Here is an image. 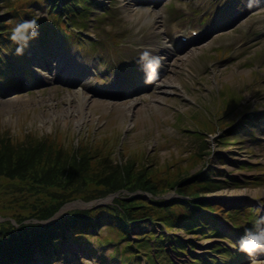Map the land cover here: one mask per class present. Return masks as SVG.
Masks as SVG:
<instances>
[{
	"label": "rangeland",
	"instance_id": "1",
	"mask_svg": "<svg viewBox=\"0 0 264 264\" xmlns=\"http://www.w3.org/2000/svg\"><path fill=\"white\" fill-rule=\"evenodd\" d=\"M96 1L103 7L85 19L83 30L74 29L80 31L78 43L54 29L41 42L34 39L25 45L27 56L0 72V136L4 135L1 127L12 128L16 138L32 131L41 139L58 130L64 131L61 136L66 140L72 138L78 144L81 136H91L93 141L111 131L127 150L122 154L117 150L115 162L124 164L120 160L124 153L141 150L161 162L176 160L183 167H192L193 173L202 163L194 164L197 148L184 132L194 131L189 118L197 110L203 111L205 116L197 128L210 133V128L202 127L210 122L219 129L216 116L209 111L216 95L229 88L231 94L242 97L241 109L248 111L216 136L208 134L205 141L212 154H218L217 142L230 143L220 149L225 162L219 163L211 155L210 164L247 184H230L206 199L228 211L239 209L240 220L226 222L221 213L213 211L214 234L208 233L212 239L178 230L175 236L182 241L184 253L174 255L169 241L162 250L154 246L140 249L139 260L132 258L127 264H150V260L156 264H264V256L250 257L235 247L247 223L246 209L252 208L253 216L255 210L264 209V3L247 11L258 0H250L249 5L247 0H165L159 6L148 0L146 4L142 0ZM46 13L44 6L35 15L46 17ZM173 28L196 30L200 37L181 47L176 45ZM145 47L163 58L160 77L153 83L145 81L137 62ZM253 112L258 116L243 119ZM236 125L239 128L232 132ZM75 135L77 139L72 137ZM241 161L250 162L251 167L242 170ZM139 192L119 190L91 201L75 198L50 220L75 210L110 205L118 195L128 198ZM143 196L151 197L148 193ZM172 196L168 192L162 198ZM10 219L0 215V222ZM101 233L114 235L104 227ZM109 240L112 242L95 244L83 237L71 238L61 244L57 257L51 251L46 258L35 254L33 258L41 260L33 264H121L116 260L122 258L117 237Z\"/></svg>",
	"mask_w": 264,
	"mask_h": 264
},
{
	"label": "trees",
	"instance_id": "2",
	"mask_svg": "<svg viewBox=\"0 0 264 264\" xmlns=\"http://www.w3.org/2000/svg\"><path fill=\"white\" fill-rule=\"evenodd\" d=\"M44 6L47 7L46 17H37L36 10L41 11ZM99 7L103 5L96 0H0V72L13 68V63L27 56L25 46L22 52L18 51L17 43L9 39L17 20H38L39 35L34 38L38 42L58 28L62 36L78 43L80 31L74 29L83 30L85 19ZM5 8L6 13L2 14ZM89 43L93 42L89 39ZM228 90L216 95L213 109L209 111L216 116L214 123L220 125L219 129L210 122L202 124L203 128L211 129L210 133L197 128L200 118L205 116L203 112L194 113L189 118L194 131L186 129L184 132L192 146L197 148L194 164L202 163L201 169L193 173L190 171L192 167H183L176 160L161 162L141 150L129 155L124 153L120 157L124 164L115 162L117 150L120 154L127 150L117 139L118 135L112 132L101 134L93 141L91 136H81L76 144L72 138L66 140L61 136L64 131L56 130L41 139L31 131L16 138L12 128L1 127L4 135L0 136V215L12 219L0 222V264H33L39 261L33 258L34 253H40L43 258L51 253L57 257L61 244L80 237L95 244L110 243L109 239L117 237L116 242L120 244L117 252L121 250L122 258L116 260L121 264H127L132 258L139 260L140 249L152 250L154 246L162 250L163 244L169 241L173 242L170 251L179 256L184 250L182 241L175 236L178 230L204 239L211 238L208 233L214 232L212 225L216 220L213 211L221 212L228 222L238 223L242 216L239 209L228 211L206 199L230 184L240 187L241 182H245L210 164L211 155L219 163L225 162L220 149L230 143L217 142L218 154H212L205 141L208 134H219L235 123L234 118L238 120L248 111L241 109L242 97ZM251 116L258 115L249 113L243 119L249 120ZM238 128L236 125L232 132ZM72 137L77 139L76 135ZM240 165L242 170L251 167L248 161H241ZM119 190L140 192L128 198L118 195L110 205L75 210L50 220L63 204L72 199L91 201ZM168 192L174 196L162 198ZM144 193L151 197L145 198ZM252 213L253 209L248 208L243 214L247 226L253 219ZM28 219L36 222L25 224L23 221ZM103 227L114 235L102 234ZM107 257L114 259L112 255ZM150 262L156 264L154 260Z\"/></svg>",
	"mask_w": 264,
	"mask_h": 264
},
{
	"label": "clouds",
	"instance_id": "3",
	"mask_svg": "<svg viewBox=\"0 0 264 264\" xmlns=\"http://www.w3.org/2000/svg\"><path fill=\"white\" fill-rule=\"evenodd\" d=\"M38 27L36 18H21L13 24L9 39L16 42L18 51L22 52L23 46L39 35ZM137 62L141 66L147 83H153L159 79L160 69L163 64V58L160 55L154 54L153 50L145 47L139 51ZM255 211L256 214L253 216L250 226L244 228L243 235L235 244L238 251L250 257L255 256L258 252H264V209Z\"/></svg>",
	"mask_w": 264,
	"mask_h": 264
},
{
	"label": "bare ground",
	"instance_id": "4",
	"mask_svg": "<svg viewBox=\"0 0 264 264\" xmlns=\"http://www.w3.org/2000/svg\"><path fill=\"white\" fill-rule=\"evenodd\" d=\"M153 30H154V28H151L150 32H152ZM181 47H183V46H181ZM117 96L118 97H121L119 94ZM101 97L104 98L105 95L104 94H101ZM123 103H125V102H123ZM121 104H119V105H121ZM257 254H259V257L264 256V252H258Z\"/></svg>",
	"mask_w": 264,
	"mask_h": 264
}]
</instances>
